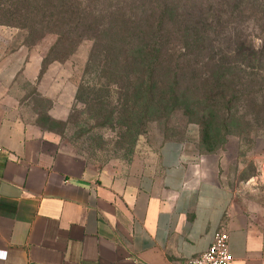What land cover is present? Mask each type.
I'll return each mask as SVG.
<instances>
[{
  "label": "crops",
  "instance_id": "1",
  "mask_svg": "<svg viewBox=\"0 0 264 264\" xmlns=\"http://www.w3.org/2000/svg\"><path fill=\"white\" fill-rule=\"evenodd\" d=\"M42 70L0 28V264H177L205 254L218 232L232 264H264V193L230 184L195 139L104 169L60 149L20 86L35 84L58 121L75 92L47 88Z\"/></svg>",
  "mask_w": 264,
  "mask_h": 264
},
{
  "label": "rangeland",
  "instance_id": "2",
  "mask_svg": "<svg viewBox=\"0 0 264 264\" xmlns=\"http://www.w3.org/2000/svg\"><path fill=\"white\" fill-rule=\"evenodd\" d=\"M76 5L64 17L72 16ZM82 8L91 29L63 45L50 28L33 33L0 21V28L31 49L34 61L43 62L47 88L65 96L75 92L69 117L58 121L48 116L53 104L39 98L38 87L21 83L29 110L39 115L49 139L97 169L127 164L165 141L195 139L199 153L218 164L230 184L263 197L264 0H83ZM41 20L39 15L36 21ZM111 38L118 41L119 62H135L145 47L160 51L150 58L168 62L163 79L178 84L175 96L184 104L170 117L145 119L150 123L132 151L124 146L118 100L123 77L114 67L103 69L88 105L76 102L87 62L99 53L95 45ZM251 49L258 58L247 59ZM127 50L132 55L122 56ZM101 106L107 110L97 116Z\"/></svg>",
  "mask_w": 264,
  "mask_h": 264
},
{
  "label": "trees",
  "instance_id": "3",
  "mask_svg": "<svg viewBox=\"0 0 264 264\" xmlns=\"http://www.w3.org/2000/svg\"><path fill=\"white\" fill-rule=\"evenodd\" d=\"M79 1L70 0L71 4L68 0H0V21L33 33L36 29L42 31L50 28L52 33L57 35L59 44L63 45L71 39L82 38V33L91 29L90 17L86 15V9L82 8L83 0ZM73 3L77 5L71 12L72 16L64 17L63 14L70 10ZM57 13L60 16L55 18ZM39 15L42 18L41 22L36 21ZM66 19L70 20L66 22ZM117 42L111 38L102 47L95 45L97 48L95 51L99 53L91 54L87 62L76 94V102L77 106L88 105L98 87L103 69L114 67L123 77L118 100L121 117L125 122L124 146L132 151L139 138L144 135L145 127L150 123L147 122L150 120L149 116L160 114V117H170L181 112L184 104L175 96L179 91L178 84L163 79V73L167 67L169 68L168 62H154L150 58L160 51L145 47L138 51V60L135 62H119L121 54L118 53ZM131 55L130 50L122 52V56ZM258 57L259 53L252 50L247 59ZM106 110L101 106L96 115L101 116Z\"/></svg>",
  "mask_w": 264,
  "mask_h": 264
},
{
  "label": "built area",
  "instance_id": "4",
  "mask_svg": "<svg viewBox=\"0 0 264 264\" xmlns=\"http://www.w3.org/2000/svg\"><path fill=\"white\" fill-rule=\"evenodd\" d=\"M0 152L2 148L0 147ZM233 256L229 251V235L226 232L215 234L209 250L201 257L177 264H232Z\"/></svg>",
  "mask_w": 264,
  "mask_h": 264
}]
</instances>
